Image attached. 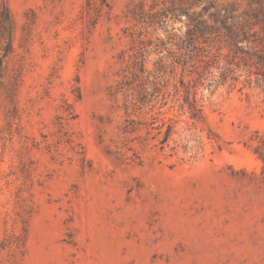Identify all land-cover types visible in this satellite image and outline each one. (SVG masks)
I'll list each match as a JSON object with an SVG mask.
<instances>
[{
  "label": "rangeland",
  "instance_id": "374dc122",
  "mask_svg": "<svg viewBox=\"0 0 264 264\" xmlns=\"http://www.w3.org/2000/svg\"><path fill=\"white\" fill-rule=\"evenodd\" d=\"M263 29L264 0H0V264H264Z\"/></svg>",
  "mask_w": 264,
  "mask_h": 264
},
{
  "label": "trees",
  "instance_id": "16d2710c",
  "mask_svg": "<svg viewBox=\"0 0 264 264\" xmlns=\"http://www.w3.org/2000/svg\"><path fill=\"white\" fill-rule=\"evenodd\" d=\"M258 1H260V0H258ZM199 18L200 17L191 19V17L188 16L190 26H189V29L187 31V36L189 39H192L196 35H198L200 37L203 36L204 32L208 29V25L205 22L201 21ZM223 22L224 21H220V24L222 27L225 26ZM225 29L228 32V38L231 40V42L234 45H236L235 43L237 40H239L237 43L248 40L246 33L242 27H237V25L232 24L230 27H225ZM232 29L234 31H232ZM262 31L264 33V29ZM221 76H222V79H221L222 82H225V80L227 78L226 75L223 73V74H221ZM184 104H186V106L188 108L189 117L191 119H196L200 116V109L197 106V102H196L195 97H192L191 99L185 97L184 98Z\"/></svg>",
  "mask_w": 264,
  "mask_h": 264
}]
</instances>
